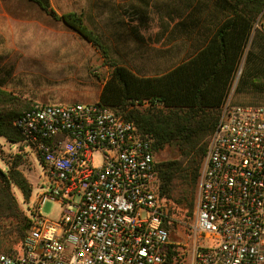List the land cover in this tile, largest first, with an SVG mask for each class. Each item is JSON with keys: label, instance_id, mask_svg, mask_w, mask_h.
Instances as JSON below:
<instances>
[{"label": "built area", "instance_id": "1", "mask_svg": "<svg viewBox=\"0 0 264 264\" xmlns=\"http://www.w3.org/2000/svg\"><path fill=\"white\" fill-rule=\"evenodd\" d=\"M227 99L200 169L189 264H264V104ZM12 123L47 187L20 251L0 253V264H165L155 151L133 121L95 100L36 102ZM46 200L62 208L54 219L41 215Z\"/></svg>", "mask_w": 264, "mask_h": 264}, {"label": "rangeland", "instance_id": "2", "mask_svg": "<svg viewBox=\"0 0 264 264\" xmlns=\"http://www.w3.org/2000/svg\"><path fill=\"white\" fill-rule=\"evenodd\" d=\"M50 3L58 14L80 13L105 46L107 57L37 5L26 0H0V81L4 89L31 103L97 100L111 69L110 60L139 75L161 74L177 62V51L187 52L190 45L184 39L188 36L180 35L178 19L189 20V12L198 4H207L208 8L202 6L196 13L213 16L215 25L224 17L219 8H210L211 0H50ZM238 78L229 92L228 103L264 104V91L247 90L246 85L237 84ZM173 154L172 148L165 147L155 153V159L159 161ZM17 156H20L18 168L30 182L32 191L28 200L23 199L15 185L11 191L28 216L37 191L47 187L46 175L38 157L22 140L11 143L0 136V167L7 170ZM94 161L100 163V153L94 154ZM161 198L168 215L170 243L176 251L171 264H189L195 206L191 215H184L177 200L162 194ZM61 210L59 203L46 200L41 215L54 219ZM17 248L20 250L21 246L16 243L13 249Z\"/></svg>", "mask_w": 264, "mask_h": 264}, {"label": "trees", "instance_id": "3", "mask_svg": "<svg viewBox=\"0 0 264 264\" xmlns=\"http://www.w3.org/2000/svg\"><path fill=\"white\" fill-rule=\"evenodd\" d=\"M27 1L62 20L107 57L105 46L80 13L58 14L50 0ZM214 7L224 17L194 54L157 75H139L110 60V72L98 94L100 103L133 121L142 134L152 139L155 153L165 147L173 149L171 157L156 161L155 165L162 196L177 200L184 215H191L196 204L208 136L215 128L242 61L237 84L246 85L252 92L264 91V27H255L257 20L264 22V0H214ZM198 9L195 7L190 14ZM32 104L4 89L0 81L1 137L11 143L22 140L12 122ZM19 157L9 163L7 170L0 167V252L18 253L20 250L13 248L16 243L21 246L31 225L11 191L12 185L18 187L24 200L30 198L32 191L18 168ZM165 214L163 225L169 231ZM175 255L170 243L164 253L165 264H171Z\"/></svg>", "mask_w": 264, "mask_h": 264}, {"label": "crops", "instance_id": "4", "mask_svg": "<svg viewBox=\"0 0 264 264\" xmlns=\"http://www.w3.org/2000/svg\"><path fill=\"white\" fill-rule=\"evenodd\" d=\"M29 3H32V2H29ZM211 3H212V5L210 6V8L213 9L214 8V0H211ZM33 4H35V3H33ZM202 6L206 7L207 4H201V5L198 4V5H195L193 7V9L195 7H198L199 9L196 10L195 12H193L192 14H190L191 11L189 12V14H190L189 20H184L182 18L177 20V28H179L181 30L180 35H187L188 37H186L184 39H185V41H189L190 45H189V48L187 49V52L180 53L177 51V62L175 63V61H174V64L172 66H174L178 62H180V61L186 59L187 57L191 56L192 54H194L199 48H201L204 45L208 36L214 31L215 23H214L213 16L202 15V14L200 15V14L196 13L197 11H199V12L201 11ZM207 8H208V6H207ZM193 9H192V11H193ZM212 9H210V10H212ZM192 15H194V16H192ZM174 56H175L174 58L176 59V54H174ZM172 66H170L168 69H170ZM97 100H98V98H97ZM34 103H36V102H34Z\"/></svg>", "mask_w": 264, "mask_h": 264}, {"label": "water", "instance_id": "5", "mask_svg": "<svg viewBox=\"0 0 264 264\" xmlns=\"http://www.w3.org/2000/svg\"><path fill=\"white\" fill-rule=\"evenodd\" d=\"M242 63H243V61H242ZM242 63H241V65H242ZM239 77V74L236 76V79Z\"/></svg>", "mask_w": 264, "mask_h": 264}]
</instances>
